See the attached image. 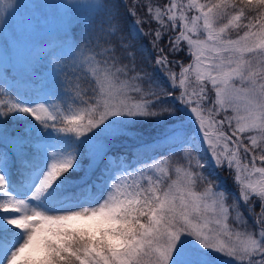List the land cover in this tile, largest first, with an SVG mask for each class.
Returning a JSON list of instances; mask_svg holds the SVG:
<instances>
[{
  "label": "snow or ice",
  "instance_id": "1",
  "mask_svg": "<svg viewBox=\"0 0 264 264\" xmlns=\"http://www.w3.org/2000/svg\"><path fill=\"white\" fill-rule=\"evenodd\" d=\"M61 7L47 91L0 89V264H264V0Z\"/></svg>",
  "mask_w": 264,
  "mask_h": 264
},
{
  "label": "rangeland",
  "instance_id": "2",
  "mask_svg": "<svg viewBox=\"0 0 264 264\" xmlns=\"http://www.w3.org/2000/svg\"><path fill=\"white\" fill-rule=\"evenodd\" d=\"M12 2L21 4V8L12 18L10 29L0 35V47L5 41L13 47L10 59L0 61V78L6 79V85L0 83V89L6 88L9 92L14 89L22 94L29 91L28 96L35 98L47 91L48 72L56 64L55 61L49 64L48 60L44 59L48 50L60 46L66 35L69 42L73 40L72 34L80 36L81 27L90 17H96V12L88 8L69 11L61 6L77 3L99 4L102 0H12ZM0 98L7 100L8 95H0ZM144 139L150 140L152 137L146 134ZM133 162L132 159L130 163Z\"/></svg>",
  "mask_w": 264,
  "mask_h": 264
},
{
  "label": "trees",
  "instance_id": "3",
  "mask_svg": "<svg viewBox=\"0 0 264 264\" xmlns=\"http://www.w3.org/2000/svg\"><path fill=\"white\" fill-rule=\"evenodd\" d=\"M131 2H132V0H130V3H131ZM201 2H204V0H201ZM121 11L123 12V9H121ZM95 18L98 19V17H95ZM144 30H145V31L148 30V28H147L146 25L144 26ZM72 38H76V39H78L79 36H78L77 34H72ZM144 39L147 40V37H145ZM182 58H183L184 62L187 64L189 58H187V56H183V54H182ZM174 70L178 71V69H174ZM28 93H29V91H27V92H23V94H27V95H28ZM57 103H59V101H57ZM11 127L14 128V129H17V128L20 127V125H19V124H16V123H13V124L11 125ZM121 150H123V151H125V152H130V151H132L131 148H124V149H121ZM148 155H152V153L149 152ZM133 160H134L133 164H135L136 167H139V165H136L135 159H133ZM217 171H218V173H219V180H220V181H223V182H226V183L228 184V186L231 187V185H232V178H231V176L228 174V172H227V171H222V172H221V171H219V170H217ZM213 179H216V175H215V174H214V176H213ZM225 180H226V181H225Z\"/></svg>",
  "mask_w": 264,
  "mask_h": 264
}]
</instances>
